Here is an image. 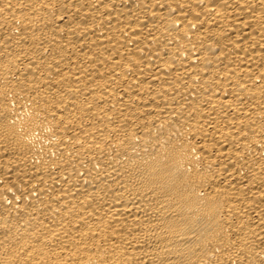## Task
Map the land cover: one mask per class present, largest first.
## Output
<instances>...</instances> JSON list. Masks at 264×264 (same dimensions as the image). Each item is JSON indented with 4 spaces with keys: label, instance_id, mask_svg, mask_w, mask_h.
Returning a JSON list of instances; mask_svg holds the SVG:
<instances>
[{
    "label": "bare ground",
    "instance_id": "1",
    "mask_svg": "<svg viewBox=\"0 0 264 264\" xmlns=\"http://www.w3.org/2000/svg\"><path fill=\"white\" fill-rule=\"evenodd\" d=\"M0 264H264V0H0Z\"/></svg>",
    "mask_w": 264,
    "mask_h": 264
}]
</instances>
